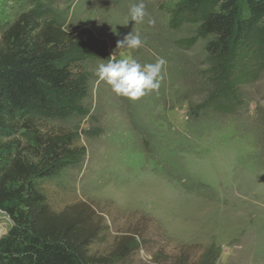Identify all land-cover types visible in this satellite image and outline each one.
<instances>
[{"label":"rangeland","instance_id":"1","mask_svg":"<svg viewBox=\"0 0 264 264\" xmlns=\"http://www.w3.org/2000/svg\"><path fill=\"white\" fill-rule=\"evenodd\" d=\"M182 1L144 0L148 15L135 23L130 8L139 0H0V37L18 15L38 10L75 37L58 65L89 81L79 113H15L0 145L12 154L32 146L33 129L70 136L78 159L37 185L52 212L75 208L97 226L91 255L127 240L124 264H264V69L234 106L216 102L221 81L198 25L170 27ZM259 30L264 54V20ZM130 32L142 46L117 48ZM110 56L141 65L163 57L159 90L138 100L115 94L96 75ZM12 226L0 213V239Z\"/></svg>","mask_w":264,"mask_h":264},{"label":"trees","instance_id":"2","mask_svg":"<svg viewBox=\"0 0 264 264\" xmlns=\"http://www.w3.org/2000/svg\"><path fill=\"white\" fill-rule=\"evenodd\" d=\"M41 19L38 10L23 12L0 37V128L9 126L15 113L70 118L81 111L87 97L88 77L58 65L75 45V37ZM263 20L264 0H183L171 12L172 29L196 24L198 37L207 40V54L221 81L219 104L234 106L239 88L257 81L263 71ZM33 134L34 145L13 154L10 144L0 145V155H9L0 160V213L13 223L0 239V264H124L132 253L126 239L108 256L91 255L97 226L75 208L54 213L48 207L37 181L69 167L78 151L66 133L33 129Z\"/></svg>","mask_w":264,"mask_h":264},{"label":"clouds","instance_id":"3","mask_svg":"<svg viewBox=\"0 0 264 264\" xmlns=\"http://www.w3.org/2000/svg\"><path fill=\"white\" fill-rule=\"evenodd\" d=\"M148 15L144 0H139L130 8V21L141 23ZM149 25L155 21L148 19ZM143 41L139 33L132 32L117 41V48L138 49ZM166 60L158 57L154 63L141 65L133 58L114 59L110 56L106 63H101L96 75L101 81L111 86L112 91L118 96H124L131 100H138L150 92L158 91L163 80V71Z\"/></svg>","mask_w":264,"mask_h":264}]
</instances>
